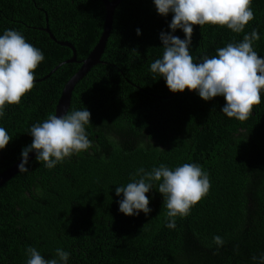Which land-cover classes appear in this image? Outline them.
<instances>
[{
  "label": "trees",
  "instance_id": "1",
  "mask_svg": "<svg viewBox=\"0 0 264 264\" xmlns=\"http://www.w3.org/2000/svg\"><path fill=\"white\" fill-rule=\"evenodd\" d=\"M251 8L254 19L241 33L194 25L193 61L240 43L253 29L260 36L253 50L264 57V0H252ZM104 17L102 0H0V35L16 30L44 56L33 89L0 117L12 137L0 150V173L31 144V126L54 115L79 68L61 65L36 82L72 57L43 29L70 43L82 61L98 42ZM171 20L172 13L157 14L153 0L118 4L100 63L75 86L66 112L91 113L85 129L92 147L52 169L34 158L28 172L0 187V264H27L28 247L45 259L58 260L57 248L67 251L66 264H264V91L243 122L221 111L222 96L204 101L195 91L170 92L150 65L162 58L159 37L171 32ZM171 34L184 39L181 29ZM184 163L199 165L211 187L186 217L175 218V228L166 227L162 181L146 193L150 213L119 211L123 194L115 188L138 180V169L164 164L174 170Z\"/></svg>",
  "mask_w": 264,
  "mask_h": 264
},
{
  "label": "clouds",
  "instance_id": "2",
  "mask_svg": "<svg viewBox=\"0 0 264 264\" xmlns=\"http://www.w3.org/2000/svg\"><path fill=\"white\" fill-rule=\"evenodd\" d=\"M153 3L157 14L172 13L168 27L171 32L181 29L184 39L171 32L160 33L163 55L151 63V73L163 77L172 93L187 89L197 92L204 101L222 96L225 104L221 111L228 118L246 121L253 108L261 103L264 91V57L253 50V42L260 39L257 30L244 35L238 44L228 43L218 48L216 55L210 58L201 57L199 63L193 61L189 49L194 25L226 26L234 33H241L254 19L252 0H153ZM43 59V53L28 43L20 32L5 30L0 35V117L5 115L7 105L19 104L33 89L34 71ZM90 116L91 113L83 108L62 116L49 114L43 122L33 124L30 128L32 142L21 151L19 172H28L25 165L28 154L33 151L36 161L52 169L66 157L91 148L92 142L85 129L90 124ZM11 139L7 130L0 127V150ZM136 175L140 177L138 180L115 188L117 196L123 194V199L118 201L119 211L125 216L150 213L146 193L153 188L152 182L162 181L158 192L167 210L168 228H175V218L186 217L211 187L208 174L195 163H184L174 170L164 164L147 172L140 168ZM213 242L218 247L224 243L220 236H214ZM26 251L27 264H66L69 259V253L60 248L56 249L58 260L45 259L34 247Z\"/></svg>",
  "mask_w": 264,
  "mask_h": 264
},
{
  "label": "water",
  "instance_id": "3",
  "mask_svg": "<svg viewBox=\"0 0 264 264\" xmlns=\"http://www.w3.org/2000/svg\"><path fill=\"white\" fill-rule=\"evenodd\" d=\"M122 0H102L104 9H105V17H104V24H103V31L99 37L98 42L96 45L93 47V49L89 52L87 57L83 59L82 61H77L76 59V51L74 47L68 43V42H63V41H57L53 35L49 32L48 28L45 27L43 30L50 39L57 45L66 47L71 50L72 52V57L58 66L54 67L46 76H44L42 79L37 80L36 82L43 81L49 76L54 73L58 67L61 65L65 64H77L79 65L78 70L69 78V80L65 83L61 95L59 97V100L57 102V105L55 106V112L54 115L57 116H62L66 114L69 105H70V100L72 96L73 89L75 86L87 75L89 70L100 63V58L101 55L104 52V48L106 45V42L109 38L111 29H112V20H113V15L116 7ZM36 156L35 151L30 152L28 154V163H30ZM21 163V158L16 161L13 165H11L9 168L4 170L3 172L0 173V187H2L6 182H8L12 177H14L16 174L19 173L18 165ZM27 163V164H28ZM26 164V165H27ZM25 165V166H26Z\"/></svg>",
  "mask_w": 264,
  "mask_h": 264
}]
</instances>
